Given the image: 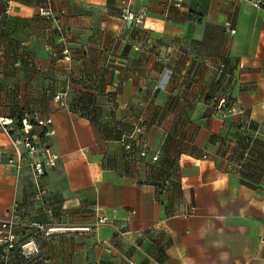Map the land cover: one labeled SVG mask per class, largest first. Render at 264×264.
<instances>
[{
  "label": "crops",
  "instance_id": "crops-1",
  "mask_svg": "<svg viewBox=\"0 0 264 264\" xmlns=\"http://www.w3.org/2000/svg\"><path fill=\"white\" fill-rule=\"evenodd\" d=\"M147 1L143 26L128 29L118 0H52L71 55L56 61L48 47L60 45L39 0H12L0 24V117L51 118L46 140L60 158L40 179L43 201L34 200L29 174L5 163L12 149L0 125V221L14 201L42 204V221L23 216L16 232L36 264H83L91 252L95 264H264V130L250 142L239 131L247 119L251 132L264 123V10L240 0L168 10ZM58 91L66 105L54 101ZM217 91L250 109L215 118ZM83 210L97 220L91 252L67 235L83 227L72 213ZM20 256L3 255L0 243V264Z\"/></svg>",
  "mask_w": 264,
  "mask_h": 264
},
{
  "label": "built area",
  "instance_id": "built-area-1",
  "mask_svg": "<svg viewBox=\"0 0 264 264\" xmlns=\"http://www.w3.org/2000/svg\"><path fill=\"white\" fill-rule=\"evenodd\" d=\"M184 0H164L163 6L165 9L175 8L181 9ZM249 2L251 5L264 10V0H240ZM5 7L3 12H0V24L4 14H8L12 7V0H3ZM119 9L118 16L125 23L128 29H138L144 24V21L149 13V6L147 0H118ZM53 9L52 0H39L38 15L45 19H51L53 22V29L56 34V41L60 45L59 50L48 47L50 55L56 61L71 60L70 50L67 46L68 38L61 23L60 16L56 15ZM224 31L227 34L235 33V28L230 21H225L223 24ZM19 64V63H18ZM218 67L222 69L223 65L218 64ZM65 91H58L54 93L53 99L60 105H66L64 100ZM203 95L198 94L195 100H201ZM205 100V98H204ZM210 108L213 116L220 120H224L231 114H245L250 107L245 106L243 103H238L230 98V95L226 91H217L210 99ZM51 118L46 119H34L31 121L28 117L24 116L21 119L20 124L11 118L0 117V125L2 130L8 135L11 152L6 156V165H8L13 173L19 177L24 174H29L36 187V197L40 198L44 189L40 185V179L56 165L58 158L46 138L54 134V129L51 126ZM37 128V129H36ZM250 120L247 119L243 124L239 126V131L242 134L245 142H250L254 136H258L261 130H264V123L259 124L251 132ZM142 131L140 125L134 126V132L136 134ZM250 131L249 133H247ZM124 136L126 139H135V134ZM123 140V139H122ZM125 141V140H124ZM125 148L131 149L132 145L125 143ZM146 144H142V149L139 151V155L145 156ZM156 159V155L152 157ZM25 207L19 206L17 202H13L8 211V217L0 221V243L4 247V253L8 252L13 247L16 238L17 230L23 225V212ZM105 217H99L98 222L104 223ZM106 252L110 249L107 247Z\"/></svg>",
  "mask_w": 264,
  "mask_h": 264
},
{
  "label": "rangeland",
  "instance_id": "rangeland-1",
  "mask_svg": "<svg viewBox=\"0 0 264 264\" xmlns=\"http://www.w3.org/2000/svg\"><path fill=\"white\" fill-rule=\"evenodd\" d=\"M44 193H43V195L40 197V198H37L36 197V192H35V199L34 200H36V201H43V197H44ZM26 206V208H25V211L23 212V216L25 217V216H29V219L31 220L33 217H38L39 218V220H40V222L42 221V219H43V214H42V211H43V209H42V204L41 205H39L36 209H37V211L35 210L34 211V209H35V207L34 206H31L30 207V205H25ZM73 213V215L74 214H77L78 215V217L77 218H83V221H82V226L83 227H76V231L75 230H70L69 232H67V235L68 236H70V237H73L74 235H78V236H81L82 237V239H80V240H78V241H81V243H82V246H83V248L84 249H88L90 252L94 249V246H95V237H94V235H95V231L93 230L94 229V224H95V222H97V220L95 221V220H89V218H92L89 214H88V211H85V210H83V212L81 213V212H77V213H75V212H72ZM34 214V216H32ZM22 216V219L24 218ZM75 222L76 221H74V216H73V218H71L70 220H68V223L69 224H75ZM94 225V226H93ZM72 226H78V225H72ZM87 227V228H86ZM89 227V228H88ZM72 228H75V227H72ZM81 228H82V230H81ZM69 242H67V244H68ZM71 245H74V243L72 242V243H70ZM69 245V244H68ZM69 247V246H68ZM94 251V250H93ZM6 253H8V252H6ZM5 253V254H6ZM21 256H20V258H19V264H36V262H34V263H32L33 262V260L32 259H30V257L29 258H25V257H23L22 256V253L20 254ZM35 255H39V253L38 252H36L35 253ZM23 257V258H22ZM84 261L85 262H83V264H95L94 263V258H93V254H92V252L90 253V255H87V256H85V258H84Z\"/></svg>",
  "mask_w": 264,
  "mask_h": 264
},
{
  "label": "trees",
  "instance_id": "trees-1",
  "mask_svg": "<svg viewBox=\"0 0 264 264\" xmlns=\"http://www.w3.org/2000/svg\"><path fill=\"white\" fill-rule=\"evenodd\" d=\"M214 94V93H213ZM213 94H212V96H213ZM212 96H211V98H212ZM210 98V99H211ZM82 106H84L85 107V105L83 104ZM25 116V114H24V112L23 113H20L19 115H18V117H16L15 119H13L15 122H16V124H20V122H21V119L23 118ZM31 121H33V120H31ZM21 234L23 233V231H21L20 232ZM16 242H17V238H16V241H15V243H14V245H13V247L12 248H10L9 250H8V253H10L11 251H17L19 254H21V243H23V239H20V241H19V245H17L16 246ZM3 249H4V247L1 245V253H3V255H6L5 253H4V251H3ZM24 257V256H23ZM22 257V258H23ZM27 258V257H26ZM29 258V257H28Z\"/></svg>",
  "mask_w": 264,
  "mask_h": 264
}]
</instances>
